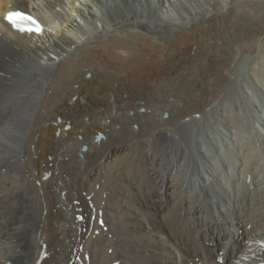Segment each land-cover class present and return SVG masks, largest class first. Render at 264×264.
Instances as JSON below:
<instances>
[{"label": "bare ground", "instance_id": "1", "mask_svg": "<svg viewBox=\"0 0 264 264\" xmlns=\"http://www.w3.org/2000/svg\"><path fill=\"white\" fill-rule=\"evenodd\" d=\"M242 61L264 91V0H0V264H264Z\"/></svg>", "mask_w": 264, "mask_h": 264}, {"label": "rangeland", "instance_id": "2", "mask_svg": "<svg viewBox=\"0 0 264 264\" xmlns=\"http://www.w3.org/2000/svg\"><path fill=\"white\" fill-rule=\"evenodd\" d=\"M254 5L255 6H253V5H250V6L256 7L259 4L254 3ZM172 15H175V13H172ZM262 64L263 63H259V65H258L260 70L264 69V66ZM245 65H246L245 61H242L238 65V70L240 72H242L244 74V76H247L245 87L243 88V90L238 87L237 93L232 94L230 98H231V100H235L238 104L245 103L247 106L248 114H252V118H253L252 120H249V122H247L248 120H243V122L245 124H247V127H246V129H242L241 131H239L240 135L239 134L238 135L244 141L248 142V144H251V142L253 141L254 144H253V142H252L253 145L251 144V146L253 147V146H257V144H258V133H259V131L264 136V91L255 90V87L253 86V82L249 79V76H248L249 70H247L245 68ZM263 73H264V70H263ZM263 82H264V77H263ZM109 98L111 99V101L114 102L115 101V94L111 93ZM250 99H251V102H253L255 106L252 105L253 106L252 107V106L248 105L250 103ZM209 117H210L209 121L211 123V127L209 128L208 132H209V134H211L212 136H214L216 138V140L218 141L217 145L219 148V153H216V152L214 153V151H213V154H214L215 158L218 159V157H220L219 155H221V157H223L229 163H231V160L234 159L230 148H228V144L231 143V141L230 140L224 141L222 139L220 133L218 132V129L215 127V125L218 123L217 118H215L211 113H210ZM249 126H251V127H249ZM237 133H238V131H237ZM59 135L60 134L58 132L57 136H59ZM101 138H103V135ZM201 138L203 141L205 140L204 142H206V144H207L206 135L202 134ZM207 146L209 147L210 151L213 150L210 145L207 144ZM82 150H84V147L82 148Z\"/></svg>", "mask_w": 264, "mask_h": 264}, {"label": "snow or ice", "instance_id": "3", "mask_svg": "<svg viewBox=\"0 0 264 264\" xmlns=\"http://www.w3.org/2000/svg\"><path fill=\"white\" fill-rule=\"evenodd\" d=\"M20 14L19 13H9L8 16L6 17L9 22L15 23L14 17H18Z\"/></svg>", "mask_w": 264, "mask_h": 264}]
</instances>
